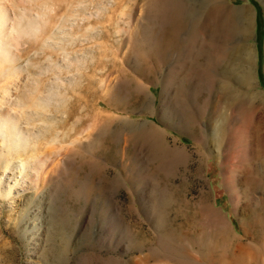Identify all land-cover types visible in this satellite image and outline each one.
<instances>
[{"label":"rangeland","instance_id":"obj_1","mask_svg":"<svg viewBox=\"0 0 264 264\" xmlns=\"http://www.w3.org/2000/svg\"><path fill=\"white\" fill-rule=\"evenodd\" d=\"M2 3L0 264H264V0Z\"/></svg>","mask_w":264,"mask_h":264},{"label":"bare ground","instance_id":"obj_2","mask_svg":"<svg viewBox=\"0 0 264 264\" xmlns=\"http://www.w3.org/2000/svg\"><path fill=\"white\" fill-rule=\"evenodd\" d=\"M8 2H10V1H8ZM10 7H8L7 9L5 8V6H4V4L2 3V0H0V48H2V46H3V43H5V39H6V32H4V28H3V26H4V24H5V21L4 20H8V21H10V16H11V14H10V9H9ZM9 9V10H8ZM20 14H22V13H20ZM26 15V14H25ZM20 16V15H19ZM26 17V16H25ZM24 18V15H21L20 17H19V19H18V17H17V19H18V21L20 22L21 21V19H23ZM27 18V17H26ZM18 22V23H19ZM6 31V30H5ZM1 53H3L2 51H1ZM3 55V54H2ZM6 55V54H5ZM2 57H4V56H2ZM5 58H6V56L3 58L4 60H5ZM259 145V144H258ZM260 155L262 156V160H263V163H264V139L261 141V144H260ZM248 178V177H247ZM248 182V181H247ZM252 186V185H251Z\"/></svg>","mask_w":264,"mask_h":264}]
</instances>
